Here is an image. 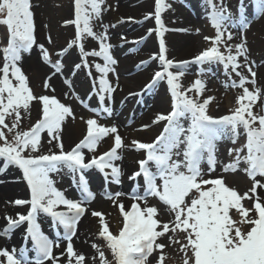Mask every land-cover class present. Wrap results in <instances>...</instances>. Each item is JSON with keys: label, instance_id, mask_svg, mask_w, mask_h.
<instances>
[{"label": "snow or ice", "instance_id": "1", "mask_svg": "<svg viewBox=\"0 0 264 264\" xmlns=\"http://www.w3.org/2000/svg\"><path fill=\"white\" fill-rule=\"evenodd\" d=\"M154 2L155 31L162 37L168 30L162 21V13L170 5L165 3V0ZM103 3L104 0H74L75 19L72 23L75 24L76 31L75 39L69 43L68 49L72 47L79 49L85 68L89 67L87 57L90 55L99 56L104 60L103 66L95 65L96 71L101 73L96 93L100 109L92 111L97 115L102 111L111 116L112 109L105 106V100H112L116 88L107 77L109 72H114L112 65L116 64V60L110 54L111 46L106 43V34L97 35L91 26L93 19H100ZM207 3L211 9L207 18L215 29L214 37H204L205 41L210 42V47L201 51L192 60L175 61L167 58L165 42L161 38L159 54L152 57L159 60L162 70L155 72L152 81L146 87L152 89L159 83L166 82L172 98V110L167 115H158L153 121V123L166 121L154 142L132 141V146L136 150H143L146 154V159L138 161L139 170L129 177L134 181L138 177H143L145 184L143 194L134 189L129 197L134 202L130 209L126 210L122 202L117 203L121 196L126 195L125 193L117 192L114 195L105 193V198L113 200L114 206L119 208L122 215V228L119 233L113 234L109 230L103 213L96 211L91 213L93 217L100 218L98 236L106 242V247L112 255V260L109 261L101 248L92 244L98 255L99 264H149V257L153 252L156 250L162 252L165 247L157 242L159 238L177 230L186 234V243H181L180 246V251L184 253L183 264H264V199L257 195V189H264V183L257 180V177L264 178V115L254 113L252 110L257 100L261 98V90L255 87L256 72L249 61L246 39L242 37L241 42L234 45L228 43L233 39L228 27L237 25L232 23V16L223 0H220L219 4L214 0H207ZM32 7L31 0H0V25L6 26L8 32L7 46L3 48L4 64L0 68V141H2L0 160L3 161L0 171L6 170L9 166L18 167L31 193L30 201H14L17 206L30 204L27 214H18L15 219L5 217L8 226L4 229V234L8 235L26 223L24 240L31 242V248H21L18 256L16 249L11 253L3 249L0 250V257L6 259V264H46V261L57 264L59 258L53 256V248L59 244L50 239L37 222L38 216L43 213L51 218V226L57 230V239L61 238L59 229H63L62 238L68 241L67 264H85V256L78 254L71 243L77 234L78 224L86 213L83 205L95 198L85 173L95 167L104 173L106 183L119 184L122 173L113 162L121 159L118 150L126 145L115 126L105 127L98 124L95 119H88L85 121L87 134L84 139L70 151H64L61 139L62 124L66 117L75 118L70 107L55 97L35 96L29 87L27 76L18 66L22 53L30 54L36 45ZM255 16L264 17V0H256ZM145 18L151 19L153 14L150 13ZM239 27L242 31L250 27V22L242 11ZM152 31L149 30V35ZM177 31L188 32L187 29ZM196 33H199V29ZM86 37L99 41L98 52L84 51L82 40ZM51 42L49 37V43ZM38 47L42 61L54 68L53 74L61 73L63 66L60 61L57 60L53 64L44 46ZM66 52L67 50H64L62 54ZM192 64L201 66L199 76L210 74L212 65H222L225 75L231 81L230 84H225V87L242 89L236 100L237 106L229 115L214 118L208 114V106L213 98L200 100L205 90L202 79H196L191 87L183 88L181 79ZM204 65L209 67L205 69ZM80 67L81 64L75 65L76 69ZM241 69H247L251 79H248ZM232 74L239 78L238 83L232 79ZM48 79L44 83L45 89L50 87ZM249 84L253 86L251 91L246 86ZM193 92L194 96L189 95ZM34 101L42 106L40 118L29 130L19 131L22 113L30 116ZM260 111L264 112V105ZM7 118H12L10 125L6 123ZM185 121L187 127L184 126ZM4 129H7V134ZM242 132L246 136V143L239 148L228 149V155L234 156V159L223 165L222 171L236 172L243 163L246 166L243 171L253 181L251 196L249 193L243 196L238 194L225 184L223 178H204L206 174L216 170L218 142L230 140L235 144ZM44 133L48 137L47 143L52 145L55 142L58 152H54L52 148L47 152L41 151ZM8 134L12 135L11 140L8 139ZM110 134L114 135V146L99 157L93 156L86 161L82 150L94 152L100 141ZM173 156H182L183 159L174 160ZM203 163L208 165L207 173L201 168ZM107 169H110V172L106 171ZM65 170L80 190L79 200L66 198L64 192L55 187L51 175ZM207 185L211 187H205ZM149 196L158 198L167 206L168 211L174 214L173 227L170 228L169 223L161 225L156 219L158 214L156 207H141L139 202L143 201L146 204ZM253 198L255 201L253 207L245 208L242 201ZM61 206L63 210H58ZM232 209L236 210L241 220L236 221L232 218L230 215ZM239 224L249 225V228L242 231ZM169 239L172 243H180L178 240L173 241L171 237ZM29 251L35 253L34 259L29 258ZM189 251L191 255H188ZM164 259V255H160L158 264H164Z\"/></svg>", "mask_w": 264, "mask_h": 264}, {"label": "bare ground", "instance_id": "2", "mask_svg": "<svg viewBox=\"0 0 264 264\" xmlns=\"http://www.w3.org/2000/svg\"><path fill=\"white\" fill-rule=\"evenodd\" d=\"M154 3L150 0H139V1H129V0H121L118 3V6L112 10V13H106L105 9L102 7L101 17L100 19H93L91 21V26L93 32L97 35L104 33L107 36L106 43L109 44L110 54L113 59L116 60V64L112 65L114 68V72H109L107 79L109 82L116 86V91L112 94V100H105V106L111 107L112 115L108 116L107 113L100 112L97 115L92 109H100V104L97 96L98 91V81L101 76V73H98L95 69L96 64L104 65V60L91 55L87 57V63L89 67H83V61L80 52L77 49V55L74 52H68L66 54L64 61L68 64L65 68H62L61 73L51 74V79H49L48 88L54 96H58L59 98H67V102L72 105L73 108H76L77 105H82L79 112L83 115H91L94 117H98L102 120L100 125L105 127L115 126L117 128L118 134L121 136L124 145L123 149H119L118 153L121 156V159L114 161L113 163L118 166L121 170L120 183H106L102 176L96 174L95 167L88 170L85 173L87 181L89 182L90 190L95 194V198L90 202L86 203L90 207L89 209L100 212L104 214L105 220L110 221L113 218V215H116V221L118 217L122 218V215L119 211V208L114 206L113 200L105 199L101 196L103 194L111 193L115 194L117 192L125 193L126 195L121 196L117 203L122 202L125 206V209L128 210V203L132 199L129 197L133 193V188H131V181L129 177L134 173L133 168L137 169L139 164L134 162L137 160L138 154L135 153L134 146H132L129 141H127L128 135L130 132L140 129L144 130L145 126L147 127L151 123V116L157 114L165 113L167 107H169V99L165 90H163L161 83H159L156 87L152 89H148L146 86L150 84L152 78L156 71L158 70L157 59L152 60L154 56L159 54L160 44L157 45L152 42L151 39L143 41V37L149 34V30L153 29L155 32L156 26L154 25V20L146 19L145 17L148 14H152L154 12ZM181 4V7L178 5ZM184 4L188 9V13L185 15L186 11L184 8ZM177 9L172 6L167 8L162 13V20L166 29L173 30V34H163V36H159V40L163 38L164 42H166V55L167 58H174L175 61H184L187 59L193 58L194 53L199 50L203 44V38H190L189 35L185 32L177 31L179 29H188L186 27V21L190 18V10H194L196 7L192 0H178L176 3ZM34 13V12H33ZM35 15V13H34ZM185 17H184V16ZM40 17L34 16V25L35 31L34 34L38 35L40 30L42 29V22L40 21ZM125 22L126 24L122 25L118 28V33H127L130 32V37L118 39L116 31L111 32L109 26L113 23ZM198 24L197 22H189V25ZM115 25V24H114ZM170 32V31H169ZM157 35V33H156ZM168 37V38H167ZM166 39V41H165ZM133 40L135 45L139 46L138 52L130 57L125 56L126 51H120L118 48L120 45L130 44L129 42ZM139 42V43H137ZM84 45L85 52H91L92 50L97 51L99 49V41L93 39L91 37H86L82 40ZM180 58V59H178ZM36 57L35 55H28L22 53V59L18 62V66L24 70L25 66H29L32 62L35 64ZM72 61V62H70ZM76 62V63H74ZM144 62V63H142ZM76 64H81L79 69L75 68ZM144 67V68H142ZM91 72V75H89ZM86 78H88V85L86 84ZM96 78V79H95ZM188 77L185 75L181 79V83L186 82ZM60 80L64 81L65 86L60 85ZM205 83V90L202 94L204 99H207L209 95V84L207 80H203ZM96 85L94 88L93 85ZM139 87V90H135L134 87ZM146 88L143 94H140V90ZM147 96V97H146ZM167 98V99H166ZM138 100V101H137ZM139 102L145 103L149 112L137 115L135 111V107L141 108ZM148 102V103H147ZM139 103L138 105H136ZM213 101L209 103V107L211 108V104ZM151 115V116H150ZM132 117V118H131ZM129 119H133V123L126 127V123ZM87 120H83L81 118L75 119L73 121L70 120V116L66 117L64 123L62 124V132L61 139L64 145V148L68 145L72 144V147L77 145L80 141L84 139L87 134V124L85 123ZM146 127V128H147ZM157 126H151L147 131L148 135H153L156 131ZM47 135V134H46ZM110 138L102 139L98 144L95 151L99 149H104V152L109 151L114 146V135L110 134ZM52 150L54 152H58L59 149L55 147V142L51 145ZM69 151V150H68ZM85 156V160L88 161L91 159V155L87 149L82 150ZM219 163L217 161L216 170L214 172L208 173L204 176L205 179L223 178L225 182H228L227 185L229 188H232L237 191L238 194L244 195V191L241 186V182L239 179V175L237 173H231L229 175H225L222 169L218 166ZM3 167V163L0 164V168ZM202 170L207 173L208 169L202 164ZM106 171L110 172V169ZM59 179L56 183H59L61 188L66 195V198L71 200H79L81 198L80 190L76 187V185L72 181V177L67 171H61L59 174ZM237 176V177H236ZM6 182H0V209L1 204L5 200H8L11 197H22L23 189L22 184L19 182L16 172L14 169L8 170V174L5 175ZM1 179V178H0ZM136 184H138L137 191L142 195L144 192V180L138 177L136 179ZM149 201V199H148ZM243 202V201H242ZM142 206L143 201L140 202ZM22 211L17 208H12L7 211L0 210V244L4 246L10 253L13 249L17 250V256L19 255V250L21 248H31V242L25 241L24 236L26 235V228L24 224H22L19 228L14 229L8 235L4 234V229L8 226L7 220L5 217H11L13 219L17 218L18 214H21ZM86 215L82 217L81 221L78 224V230L75 237L72 238V245L74 250L78 254H83L85 257L89 255L88 249L85 248L86 245L83 244L81 237L76 238L82 230H86L94 221H99V217H92L94 220L85 219ZM99 219V220H97ZM37 222L41 224L42 231L46 235L49 236L50 239L56 241L59 246L56 248L54 246V252L61 257L66 253L67 240L62 238L63 229H59L61 233V238L57 239V230H54L49 226V223L45 221L43 217L38 216ZM28 256L30 259H34L35 253L32 251L28 252ZM49 261H46V264ZM0 264H6V259L4 257H0Z\"/></svg>", "mask_w": 264, "mask_h": 264}, {"label": "rangeland", "instance_id": "3", "mask_svg": "<svg viewBox=\"0 0 264 264\" xmlns=\"http://www.w3.org/2000/svg\"><path fill=\"white\" fill-rule=\"evenodd\" d=\"M121 0H104V3L102 4L103 9H105L106 13L110 14L112 13V10L116 6H118V3ZM129 1H134V0H129ZM139 1V0H136ZM153 1L154 0H150ZM195 9L190 10V15L192 19L187 20L186 27H189L187 30V34L189 35L190 38L196 37V38H203L204 44L203 46L197 50L193 58L198 55L201 51L204 49L210 47V42L205 41L204 37H214L215 36V29L211 26L208 17V14L210 13L211 9L208 6L207 0H192ZM178 0H165V3L168 5L172 6L177 9L176 3ZM215 3L219 4L220 0H214ZM31 3L33 5L32 11L35 13L34 16L40 17L41 22H42V29L40 30L39 34L36 35L34 34L36 38V45H34L31 53L28 55H35L36 59L35 64L32 62L28 67H24V74L27 76L28 81H29V87L31 88L33 94L37 97L47 95L49 97H55L59 102L64 104L67 107H70L73 116L75 117L73 119L72 116H70V120L73 121L75 119L81 118L83 120H88V119H95L97 120L98 124L102 123V120H100L98 117H94L91 115H83L82 113L79 112V106L80 108L82 105H77L76 108H73L72 105H70L67 102V98H59L58 96H54L53 93L49 89H45L44 83L45 80L48 79L53 72H55L54 68H52L50 65L44 63L41 58V52L38 47V45H43L44 48L48 51L50 60L53 64L57 62V60L60 61L62 64V68L67 67L68 65L70 66L71 64H68L64 61L66 54L68 52H74L75 55H77V47H72L71 49H68V45L71 41L75 39V24L72 23L75 19L74 15V0H31ZM223 3L225 7H227L228 12L232 16V23H235L237 26L228 27V31L232 33L233 39L231 41H228L229 44H237L240 43L242 40V37L246 39V46L248 48V57L249 61L252 62L251 66L253 67V70L256 72V88H259L261 90V98L257 100L256 104L253 106V112L257 113L259 115H264V112L260 111V108L262 105H264V17L256 18L255 12H256V0H223ZM241 4L243 5V8L241 9ZM178 7H181V4L178 5ZM185 12L184 14L186 15L188 13V9L186 8V5L184 4ZM154 9H155V3H154ZM155 11V10H154ZM241 11L243 12L244 16L249 20L250 22V27L246 30H241L239 27V20H240V15ZM153 14V20H154V12ZM184 16V15H183ZM185 17V16H184ZM163 21V20H162ZM197 22L196 26L189 25L187 24L189 22ZM68 22V23H65ZM113 24L109 26V29L111 32L116 31L118 39L130 37V32L127 33H118V28H120L122 25L126 24L125 22H117L115 23L114 21L112 22ZM115 24V25H114ZM154 25H155V20H154ZM156 26V25H155ZM199 29V33H196V30ZM153 30V29H152ZM170 31V32H169ZM173 30L168 29L165 31L163 34H173ZM49 37H51V43H49ZM159 36L156 35V31H152V33L147 36L143 37V41H146L148 39H151L154 44H160V40L158 38ZM168 38V37H167ZM7 40H8V32L6 26L0 25V68L3 67L4 64V58H3V48L7 46ZM166 41V39H165ZM130 44H125V45H120L119 50L126 51L125 56L130 57L138 52L139 46L135 45L134 41L131 40L129 42ZM165 42V46H166ZM64 50H67L66 54H62ZM79 50V49H78ZM223 50V49H222ZM95 51V50H92ZM91 51V52H92ZM99 49L97 50V52ZM27 54V53H25ZM80 56V54H79ZM95 57V56H92ZM187 59V60H192ZM174 60V58H169ZM180 59V58H178ZM154 59L150 60L153 61ZM72 62V61H70ZM241 62L243 63V58H241ZM76 63V62H74ZM158 63V70L161 69V65L159 60H157ZM71 67V66H70ZM205 69H207L209 66L204 65L203 66ZM144 68V67H142ZM201 66L192 64L189 66V69L186 73V76L188 77L187 81L184 83H181L183 88H188L191 87L193 82L196 79H202V80H207L209 84V95L207 98L212 97L213 103L210 105L211 108L208 106V114L211 115L214 118H219L225 115H229L231 110H233L237 105H236V100L238 98V95L242 93V89L240 88H233V87H225V84H230L231 81L229 80L228 76L225 75L223 71L222 65H212L211 66V73L206 74L203 76H199L198 73L200 71ZM173 71H175L173 69ZM243 74L248 77V79H251L250 74L247 72V69H241ZM11 78V77H10ZM96 79V78H95ZM232 79L235 80L237 83L239 82V78L236 77L234 74H232ZM15 83V81H13ZM49 82V79H48ZM86 84L88 85V78H86ZM60 85L65 86L64 81L60 80ZM163 90L166 91L169 99V107H167L164 115H167L168 113L171 112L172 110V98L171 94L167 89L166 82H161ZM249 87V90H253V86L251 84L246 85ZM116 88V86H114ZM140 84L137 87H134L135 90H139ZM146 88H143L140 90V94H143L145 92ZM189 95L194 96L195 93H189ZM147 97V96H146ZM205 97L200 96V100L203 101ZM167 99V98H166ZM138 101V100H137ZM141 105V108H136L135 111L137 115L140 116V114L149 112L147 105L145 103L139 102ZM137 103L136 105H138ZM148 103V102H147ZM41 105L34 101L32 103L31 109H30V116H25L22 113V121H21V127L18 129L19 131H27L30 129L32 125H34L37 120L40 118L41 115ZM160 115H154L151 116V123L150 125L145 128L144 130H140L139 128L130 132L127 138V141L132 145V141H139L143 143H152L155 141L156 137L162 132L164 125L166 121H161L160 123H153V121L156 119V117ZM132 118V117H131ZM12 118H7L6 123L10 125ZM133 123V119H129L126 123V127H129L128 125H131ZM151 126H157L156 131L153 135H148V129ZM184 126L187 127V121L184 122ZM4 131L7 134V129H4ZM110 136V135H109ZM107 136L103 139H109L110 137ZM8 139H12V135L8 134ZM47 135L46 133L42 134V152H47L49 148H52L51 145L47 143ZM2 143V141H0ZM246 143V136L243 134L240 135L239 139L235 144H233L230 140H221L217 144V152H216V157L217 161L219 163V167L222 169L223 165H226L230 163L233 159L234 156H229L228 155V149L229 148H239L242 145ZM72 144L68 145L67 147L64 148V151L67 152L68 150L70 151L72 149ZM123 149V148H121ZM135 149V148H134ZM104 149H99L98 151L91 152V158L93 156L99 157L101 154L104 153ZM90 152V151H89ZM246 152V150H245ZM135 153L138 154L136 164H138V161L146 159V154L144 153L143 150H136ZM243 154V153H242ZM35 155V154H34ZM173 159H183L182 156H173ZM3 161L0 160V164H2ZM203 165L208 169L207 163H203ZM217 166V165H216ZM246 166L242 163L240 165V170H237L236 172H229L225 173V175H229L231 173H237L239 175V179L241 182L242 189L245 193H249L251 196L250 189L253 186V181L249 179L248 175L246 172L243 171V169ZM14 169L17 175V178L19 182L22 184V189H23V196L22 197H11L8 200H5L3 204H1V209L3 211H7L12 208H17L22 211V215H26L27 212L30 210V204H24L22 206H17L15 205L14 201L16 200H25V201H30L31 199V193L30 189L27 186V182L23 179V173L22 171L15 166H9L6 170L0 171V182L2 181L3 183L6 182L5 175L8 174V170ZM134 170V173L139 170V167L136 169H132L131 171ZM154 170V169H153ZM96 174L99 175L98 169L95 170ZM59 174V173H58ZM57 173H53L51 175V178L55 181V187L64 192L59 183H56L57 180L59 179V175ZM237 177V176H236ZM143 179V177H140ZM216 177H213L212 179H215ZM87 179V178H86ZM130 180V179H129ZM224 180V179H223ZM257 180H260L262 183H264V178L257 177ZM225 182V180H224ZM89 183V182H88ZM132 185L131 188L137 189L136 180L131 181ZM157 183H160L157 181ZM228 182H225L227 185ZM228 186V185H227ZM140 187V186H139ZM205 187H211V185H207ZM145 188V185H144ZM65 195V194H64ZM257 195L261 197V199H264V189H257ZM66 196V195H65ZM102 198H105V194L101 196ZM107 199V198H105ZM149 199V201H148ZM190 199V198H186ZM134 201L131 200L128 203V210L130 209L131 204ZM142 202V201H141ZM254 198L253 199H245L243 200L242 204L245 208L251 209L254 204ZM140 203V202H139ZM145 204V202H143ZM141 207L149 206V207H156L158 210V214L156 216V219L163 225L164 223H169L170 228L174 226V214L170 213L167 209V206L164 205L162 202L158 200V198L151 197L149 196L147 198V203L142 206L140 203ZM86 208V217L85 219L89 220L93 216L91 213L93 210L89 209L90 207L88 204L83 205ZM58 210H63V206L60 207ZM230 215L232 218L236 221L241 220L240 215L236 212L235 209L230 210ZM252 215V213H250ZM41 217L45 219L49 223V226L54 230L51 226V218L48 217L46 214L41 213ZM96 218V217H95ZM94 220V218H92ZM99 220V219H97ZM122 220L120 217H118L116 221V215H113V218L107 222L109 226V230L113 234H118L120 229L122 228ZM100 221V220H99ZM99 221H94L92 225H90L86 230H82L79 232L78 236L76 238H80L83 241V244L86 245L85 248L88 249L89 255L85 257V264H99V258L96 253V251L92 248V244L98 245L101 250L105 253L106 258L111 261L112 260V255L110 250L106 247V242L102 239L99 238L98 233L100 231V222ZM24 226L26 227L27 224L25 223ZM242 231H246L249 228V225L246 224H239L238 225ZM161 230V229H158ZM185 233L177 230L175 233H172L171 231L166 233L163 237L159 238L157 241L160 244L165 245L164 249L162 252L160 250H156L153 252V254L149 257V264H158V258L160 255H164V264H183V258H184V253L180 251V246L181 243H186L185 239ZM172 238L173 241L178 240L180 243H172L170 242L169 238ZM56 251L57 247L55 246ZM5 249L4 246L0 244V250ZM188 255H191V252L189 251ZM53 256L58 257L59 259L57 260V264H67L68 257L67 253L59 257L58 254L54 252L53 248ZM2 258V257H1ZM49 264H52V261L48 262Z\"/></svg>", "mask_w": 264, "mask_h": 264}]
</instances>
